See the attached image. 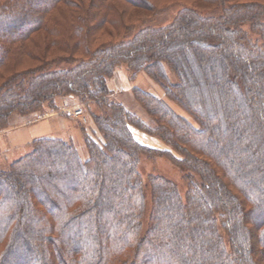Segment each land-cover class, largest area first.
I'll use <instances>...</instances> for the list:
<instances>
[{"label": "trees", "instance_id": "trees-1", "mask_svg": "<svg viewBox=\"0 0 264 264\" xmlns=\"http://www.w3.org/2000/svg\"><path fill=\"white\" fill-rule=\"evenodd\" d=\"M118 1L149 15L127 22L116 0H0V130L80 109L97 137L79 120L85 159L40 137L0 167V264H264V1H172L159 9L184 7L159 25L145 24L152 0ZM121 67L191 121L138 87L150 123L116 101ZM130 126L169 148L139 144ZM140 155L178 167L184 196L149 176L147 213Z\"/></svg>", "mask_w": 264, "mask_h": 264}, {"label": "rangeland", "instance_id": "rangeland-1", "mask_svg": "<svg viewBox=\"0 0 264 264\" xmlns=\"http://www.w3.org/2000/svg\"><path fill=\"white\" fill-rule=\"evenodd\" d=\"M152 1L157 5L158 9H156L155 12L149 18H147V20H145L146 25H152V24L159 25L170 22L175 16V14L184 7L182 3H173L165 8L159 9L160 6H163L168 3L170 4V2L172 1H183L201 10H204L207 7L205 4L196 0H152ZM116 4L120 5L119 10L126 11L125 20L127 22L135 21V18L133 19L130 18L131 13L133 11H134L133 14L135 13L138 14L137 12H139L140 15L144 14L142 16L149 15L148 13H144L143 11H137L128 6H125L121 3V1L116 0ZM210 12L218 14L217 11H207V13L209 14ZM138 26L139 25L135 26V29L134 30L132 29V32L138 30V28L140 27ZM104 39H106V37H104L103 40ZM33 50H35V52L39 54L38 49L35 48ZM21 60H22V66L20 69H22L23 66L25 67L29 64H32V62L26 57H23ZM121 68L123 69L120 70L124 71L123 73L125 75L124 74L120 75V77H118V80L116 81V84H125L126 80H128L126 86H128L129 89H131L132 87H138L141 90L149 92L156 98L165 101L175 113L191 121L188 114L177 103L165 97L164 93L159 88V86L156 85L150 78H148L144 74H139L137 75V77L133 82H129L128 72L124 70L125 67H121ZM171 80L174 81V77H172ZM115 100L121 102L127 109H129V111L136 114L140 119L150 123V120L148 119L144 111L140 108V106L136 103L130 91L121 92V93L117 92L115 95ZM91 111L97 113L94 107H91ZM54 116H55L54 118H57L56 121H51L50 123H48V125L50 124L49 128L51 127L50 136H41V137H53L65 141H72L73 145L75 146L79 154V157L81 159H85L87 157V152L84 143V135L78 121L80 120V122H82V124L84 125L85 132L87 131V133L97 138L96 135L94 134V124L92 122L91 114L88 112L85 113L82 112L79 118L71 117L73 118L72 120L65 119L64 117L58 114H55ZM44 117H46L45 114L42 117L39 116L36 120H33V122H31L30 124H26L27 119L16 117L14 118V120L17 119L16 121H12V124H10L4 130H0V167L1 168H6L12 161L21 158L30 150L29 144L33 139L29 140V137L31 136L30 132H27L24 129L28 126H32L39 123ZM130 131L134 139L143 146H146L148 148L157 151H163L169 148L158 137L148 134L145 131L138 129L135 126H130ZM98 135L99 134L97 133V136ZM138 172L141 175L142 180L144 181L145 184V191H146L145 201H146L147 213L150 207L149 190L147 185L149 176L161 177L165 180L172 182L178 188L179 194L181 196H184L186 192V183L182 178L183 172L178 167L171 164L169 160H167L164 157H158V156L150 157L147 155H140L139 163H138ZM147 213L145 216H147ZM15 264H20V263L15 262Z\"/></svg>", "mask_w": 264, "mask_h": 264}, {"label": "crops", "instance_id": "crops-1", "mask_svg": "<svg viewBox=\"0 0 264 264\" xmlns=\"http://www.w3.org/2000/svg\"><path fill=\"white\" fill-rule=\"evenodd\" d=\"M123 72L124 71H122V70H117L115 72L113 78L108 82L109 89L111 91H113L115 94L117 92L121 93V92H127V91L131 90V89H129L128 86H126V83L128 82V80H126L125 84H116L118 77H120V75L124 74ZM45 115H46V117H44L39 123L32 125V126H28L24 129L27 132H30L31 136L29 137V140L39 138L41 136H50L51 127L49 128L50 124L48 125V123H50L51 121H56L57 118H54L55 114H52V113L51 114H45ZM31 133H33V134H31Z\"/></svg>", "mask_w": 264, "mask_h": 264}, {"label": "built area", "instance_id": "built-area-1", "mask_svg": "<svg viewBox=\"0 0 264 264\" xmlns=\"http://www.w3.org/2000/svg\"><path fill=\"white\" fill-rule=\"evenodd\" d=\"M63 113L67 117L79 118V116H81L82 111L80 109H64Z\"/></svg>", "mask_w": 264, "mask_h": 264}]
</instances>
